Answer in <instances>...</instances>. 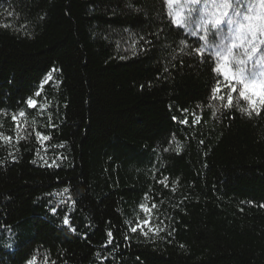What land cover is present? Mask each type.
Returning a JSON list of instances; mask_svg holds the SVG:
<instances>
[{
  "label": "trees",
  "instance_id": "obj_1",
  "mask_svg": "<svg viewBox=\"0 0 264 264\" xmlns=\"http://www.w3.org/2000/svg\"><path fill=\"white\" fill-rule=\"evenodd\" d=\"M167 11L0 0V264H264V111L211 99L214 65ZM148 215L159 235L130 231Z\"/></svg>",
  "mask_w": 264,
  "mask_h": 264
},
{
  "label": "snow or ice",
  "instance_id": "obj_2",
  "mask_svg": "<svg viewBox=\"0 0 264 264\" xmlns=\"http://www.w3.org/2000/svg\"><path fill=\"white\" fill-rule=\"evenodd\" d=\"M165 2L171 24L176 29L182 30L185 36L195 39L193 45H189L185 39H181L179 41L180 52L185 53V49H190L185 54L198 56L201 64L214 65L212 70L217 76V82L212 89L211 99L221 102L226 100L227 102L223 104L226 109L235 106L249 117L253 114L259 116L261 111H264V0H186L184 4H177V0H165ZM7 15L12 16L13 12L8 11ZM21 27L26 26L22 25ZM146 42L151 43V41ZM133 54H135V49H133ZM173 58L175 59V56ZM220 76L223 77V80L219 78ZM51 79L52 76L49 73L45 83ZM222 89H227V92L221 94ZM233 93L237 94L236 97L233 96ZM36 95L39 96L40 93L37 92ZM253 97L259 98V107H257V100ZM241 99L246 102L248 107H240ZM27 104L29 107H37V101L32 98L28 99ZM219 111V107L215 108L213 116ZM200 119L201 117L196 116L193 122L199 123ZM12 120L16 124L17 138L15 142L19 143L20 140L25 139V136L20 134L22 131L21 121L26 122L25 112L20 111L13 114ZM181 122L187 123V120ZM35 134L42 141L51 139L39 131ZM0 141L11 143L13 137L0 132ZM13 159H15L14 156ZM165 186L167 187V185ZM69 191L66 187L62 192L52 195L62 196ZM68 200L73 205L75 204L70 195ZM152 207L155 208L156 205ZM259 207H264V205H259ZM141 209L145 213L151 211L144 205H141ZM51 211L55 214L57 209L54 207ZM151 221L150 215L143 220H137L130 231L135 233L139 229L144 236H148L149 232L159 235L163 228L153 227ZM63 224L68 226L70 231H76L71 226L68 216L64 217ZM145 227H147V231L144 230ZM107 235L108 242L112 243V233L108 232ZM181 247L184 246L181 245ZM28 264H37V258L33 256ZM43 264H48L47 254L44 256ZM51 264H55V261H51Z\"/></svg>",
  "mask_w": 264,
  "mask_h": 264
},
{
  "label": "rangeland",
  "instance_id": "obj_3",
  "mask_svg": "<svg viewBox=\"0 0 264 264\" xmlns=\"http://www.w3.org/2000/svg\"><path fill=\"white\" fill-rule=\"evenodd\" d=\"M186 3V0H177V4H184ZM178 11H180V9H177ZM254 99L257 100V107H259V98L258 97H253Z\"/></svg>",
  "mask_w": 264,
  "mask_h": 264
}]
</instances>
